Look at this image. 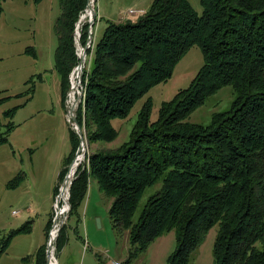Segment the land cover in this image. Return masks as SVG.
Wrapping results in <instances>:
<instances>
[{
  "label": "trees",
  "instance_id": "16d2710c",
  "mask_svg": "<svg viewBox=\"0 0 264 264\" xmlns=\"http://www.w3.org/2000/svg\"><path fill=\"white\" fill-rule=\"evenodd\" d=\"M5 1L0 0V20ZM87 1H59L55 67L64 104L70 74L79 61L76 22ZM201 3L199 14L189 0H152L136 21L107 20L94 40L88 50L89 66L83 70L84 101L77 113L90 141L114 140L119 131L112 120L126 118L141 97L169 80L194 45L201 48L204 63L188 87L162 103L155 121H151L149 97L128 141L116 149L87 155L86 168L80 166L70 188V215L83 202L92 177L113 198L112 227L118 234L129 231L131 257L145 251L162 232L175 229L177 246L168 264H189L192 253L217 226L216 264H264V0ZM81 33L85 45L88 22ZM25 52L35 55L33 46ZM225 85L237 94L233 107L216 113L206 125L186 120ZM1 92L0 105L12 97L29 95V90L13 95ZM17 107L0 114V144L8 141L15 127L11 117ZM72 132L68 164L80 142ZM67 171L68 167L59 174L60 183ZM158 180L160 189L148 198L134 222L140 195ZM52 219L53 215L46 237ZM30 230L28 221L6 234L0 231V258L15 235ZM66 241L64 225L57 251ZM21 263L46 264V243L36 254L22 257Z\"/></svg>",
  "mask_w": 264,
  "mask_h": 264
},
{
  "label": "rangeland",
  "instance_id": "374dc122",
  "mask_svg": "<svg viewBox=\"0 0 264 264\" xmlns=\"http://www.w3.org/2000/svg\"><path fill=\"white\" fill-rule=\"evenodd\" d=\"M59 1L6 0L3 3L4 10L0 20V91L13 95L29 90V95L12 97L0 105L2 116L5 110L18 106L11 117L15 127L9 133L8 141L0 144V231L2 235L6 234L28 221L31 230L13 237L8 250L0 258V264H22V257L34 255L39 247L45 243L47 245L56 210L60 215L64 208L63 199L59 207H56V201L62 184L59 182V174L66 167L69 171L71 164L68 161L73 151L74 129L67 109L75 103L69 102L73 89L71 74L78 64L70 74V88L64 104L60 75L55 67L58 45L55 25L61 13ZM151 2L152 0H95L94 40L104 31L107 20L136 21L147 11ZM189 2L202 14L201 0ZM85 10L86 8L83 12ZM76 41L75 38L79 57V44ZM28 46L34 47L35 55L25 52ZM82 46L81 42L80 47ZM89 62L87 51L83 70L89 66ZM203 63L202 50L194 45L181 57L169 80L157 84L141 97L126 118L112 120L119 131L114 140L90 141L84 134L87 148L85 159L80 164L83 166L82 170L87 166L86 157L90 153L116 149L130 139L142 105L149 97L153 102L151 121H155L162 103L170 100L180 89L188 87ZM82 87L81 102L84 101L83 81L79 85L76 100ZM236 96L233 87L225 85L207 97L204 104L197 107L186 120L209 124L213 115L233 107ZM2 118L4 122L7 121ZM81 128L83 130L82 126ZM81 152L82 150L80 154ZM58 184L59 191L56 194ZM160 187L161 180H158L142 192L132 218L134 222L138 221L148 198ZM112 203L113 198L107 196L100 189L97 180L91 177L87 194L76 213L70 215V210L65 217L67 241L61 250L57 251L56 247L57 264H168L169 257L177 246L176 230L162 232L145 251L131 257L129 231L118 234L112 227L109 213ZM52 215V226L46 237V227ZM216 235L217 226H213L202 244L192 253L189 264H216Z\"/></svg>",
  "mask_w": 264,
  "mask_h": 264
},
{
  "label": "water",
  "instance_id": "95a60500",
  "mask_svg": "<svg viewBox=\"0 0 264 264\" xmlns=\"http://www.w3.org/2000/svg\"><path fill=\"white\" fill-rule=\"evenodd\" d=\"M90 1L91 0L87 1L86 9L91 6ZM95 16H96V12L93 11V15L88 20L89 26H88V37H87L86 43H85L84 46L81 47L82 50L79 53V63L75 67V69L73 70V72L75 70H77L79 72V76H78V80H77L78 81V86L79 85L81 86L83 67L85 65V59H86V56H87V51L91 47V45L93 44V40H94V37H93V25H94V22H95ZM80 18H81V16H80ZM76 24H78V22ZM75 38L77 40L76 42L79 44V46H81L80 38L77 37V33L76 32H75ZM73 72L71 74V77L73 75ZM71 81H72V79H71ZM82 95H83V87H82V91H80V94L78 95L76 103L73 104L70 108L68 107V109H67L69 121L71 122V125H72L73 129L75 130V132H77L78 135L80 136V146H79V149H78V151L76 153V157L73 159V161L71 162L70 166L74 163V161L76 160L77 156L79 155V153L81 151V146L83 145V142H84V132H83V130H82V128H81V126H80V124L78 122V119H77V108H78V105L80 104V102L82 100L81 99ZM72 182H73V180H69V174L67 173L65 178L62 181V184L60 185V192L57 195L56 207H59V204L61 202L62 195L64 193L65 187L69 184V188H70ZM70 210H71V204L69 202L68 213H69ZM58 217H59V212L56 210V215H55V218H54V224H53L52 228L55 226V223L57 222ZM64 223H65V221L60 225V227L58 229V233H57V235H56V237L54 239L51 238V236L48 238L47 245H46V264H49V255L51 254L52 249H53V242H54V240H56L58 238L59 233H60ZM50 235H51V233H50Z\"/></svg>",
  "mask_w": 264,
  "mask_h": 264
},
{
  "label": "bare ground",
  "instance_id": "6f19581e",
  "mask_svg": "<svg viewBox=\"0 0 264 264\" xmlns=\"http://www.w3.org/2000/svg\"><path fill=\"white\" fill-rule=\"evenodd\" d=\"M94 1L95 0H91L90 4L91 6L88 7L85 12L81 15V18L78 21L77 27H76V33H77V37H81V32L83 29V26L85 24V22L93 15V10H94ZM78 51L81 52L82 48L80 46H78ZM78 76H79V72L76 70L75 73L73 74V89L70 93V103H76V96L77 93L79 92V86H78ZM74 103V104H75ZM85 139L83 142V145L81 146V154L79 153V155L77 156L75 162L73 163L71 169L69 170L68 174H69V180H73L75 173L77 172L81 162H83V160L85 159V152H86V148H87V143H85ZM69 184L65 187L64 189V193L62 195V199L64 202V208L63 210L60 212V215L58 217V220L56 222L55 228L51 234V238H55L57 233H58V229L60 227V225L64 222L65 217L67 216L68 210H69V196H70V192H69ZM63 213L65 215H63ZM56 243L55 240L53 242V249L51 254L49 255V264H57V257H56Z\"/></svg>",
  "mask_w": 264,
  "mask_h": 264
},
{
  "label": "built area",
  "instance_id": "2783aa9c",
  "mask_svg": "<svg viewBox=\"0 0 264 264\" xmlns=\"http://www.w3.org/2000/svg\"><path fill=\"white\" fill-rule=\"evenodd\" d=\"M88 246V245H87Z\"/></svg>",
  "mask_w": 264,
  "mask_h": 264
}]
</instances>
